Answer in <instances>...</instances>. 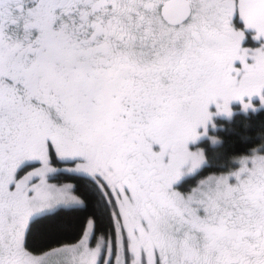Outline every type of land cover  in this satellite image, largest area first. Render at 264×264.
<instances>
[{
  "label": "snow or ice",
  "instance_id": "1",
  "mask_svg": "<svg viewBox=\"0 0 264 264\" xmlns=\"http://www.w3.org/2000/svg\"><path fill=\"white\" fill-rule=\"evenodd\" d=\"M254 95L264 0H0V264H264V144L173 190Z\"/></svg>",
  "mask_w": 264,
  "mask_h": 264
},
{
  "label": "trees",
  "instance_id": "2",
  "mask_svg": "<svg viewBox=\"0 0 264 264\" xmlns=\"http://www.w3.org/2000/svg\"><path fill=\"white\" fill-rule=\"evenodd\" d=\"M215 124L217 130L212 134L222 143L212 144L209 139L200 142V147L204 148L206 165L181 182L179 188L185 194L209 175H221L233 169L237 163L234 157L251 155L254 148L264 144V109L249 114L237 112L230 120L217 118ZM93 211L92 205L83 209L79 217L81 222ZM97 219L98 232L106 233L109 225L102 217Z\"/></svg>",
  "mask_w": 264,
  "mask_h": 264
},
{
  "label": "rangeland",
  "instance_id": "3",
  "mask_svg": "<svg viewBox=\"0 0 264 264\" xmlns=\"http://www.w3.org/2000/svg\"><path fill=\"white\" fill-rule=\"evenodd\" d=\"M237 23H240V22L238 21ZM247 46H249V47H258L259 46L257 41L252 39V33L251 32L248 33ZM246 103L250 104V107H248L247 109L244 108V104H246ZM230 109H231V114L229 115L228 113L221 112L217 108L216 103L210 104L209 111L213 114L212 118L207 123L206 127L205 126H200L197 129V133H198L197 139L194 140V141H189L188 150L190 152H194V153L202 152L203 155H204V158H205L204 148L200 147L199 144H200V142H202L203 140H206V139L211 140L212 144H216V143H214V140L216 139V137L212 133H215L216 130H217V126L215 124V120L217 118L229 119L230 120V119H232L234 117V115L237 112H241V113H244V114H249L251 112H257L259 110L264 109V101H262L260 99V95H254L253 97H250V98L249 97H245V98H243V100H233V101H231L230 102ZM154 150L159 151L160 150L159 146L158 145L154 146ZM167 159L168 158H166V162H167ZM235 162H237L236 166L233 169H231L229 172L224 173V174H229L230 172L238 170L241 167L240 163L237 160ZM205 165H206V159H204V162L202 163L201 166H199L198 168H196L194 170L192 169L191 162H188L187 164H185L181 168V176H180L179 180L176 181L173 184V190L183 193L180 190V188H179V185L181 184V182L184 179L194 175L197 171H199ZM224 174H221V175H224ZM231 182H233V183L235 182V178L234 177H231ZM183 194H185V193H183ZM186 194H188V193H186Z\"/></svg>",
  "mask_w": 264,
  "mask_h": 264
},
{
  "label": "clouds",
  "instance_id": "4",
  "mask_svg": "<svg viewBox=\"0 0 264 264\" xmlns=\"http://www.w3.org/2000/svg\"><path fill=\"white\" fill-rule=\"evenodd\" d=\"M214 143H216V144H219V143H222V140H220L219 138H216L215 140H214ZM255 149V148H254ZM253 149V150H254ZM252 150V151H253ZM197 155H202V157L204 158V155H203V153L202 152H197ZM245 156H242V157H234L233 159L234 160H237L238 162H240V160L241 159H243Z\"/></svg>",
  "mask_w": 264,
  "mask_h": 264
}]
</instances>
